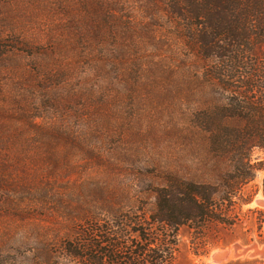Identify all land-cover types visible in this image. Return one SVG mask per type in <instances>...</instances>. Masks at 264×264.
Masks as SVG:
<instances>
[{"label":"rangeland","instance_id":"374dc122","mask_svg":"<svg viewBox=\"0 0 264 264\" xmlns=\"http://www.w3.org/2000/svg\"><path fill=\"white\" fill-rule=\"evenodd\" d=\"M86 10L87 0H0V264H57L54 252L89 212L106 219L105 202L132 216L152 203L149 171L191 163L182 121L170 113L187 103L185 93L165 72L150 77L147 65L129 91L127 73L136 56L149 61L151 46L136 55L130 45L119 72L107 77L110 88L87 91L94 74L71 45L91 40ZM130 14L135 33L156 22L143 38H179L164 9L156 21L136 7ZM109 38L106 45L127 42L121 34ZM171 47L156 52L162 70L180 64L181 42ZM263 199L258 193L243 205L233 229L200 234L181 226L170 264H264V223L258 230L255 214L245 215L264 209Z\"/></svg>","mask_w":264,"mask_h":264},{"label":"trees","instance_id":"16d2710c","mask_svg":"<svg viewBox=\"0 0 264 264\" xmlns=\"http://www.w3.org/2000/svg\"><path fill=\"white\" fill-rule=\"evenodd\" d=\"M135 7L154 21L164 9L179 38H143L151 37L156 22L144 23L135 33L130 14ZM86 12L91 40L71 45L94 74L87 91L110 88L107 77L119 72L118 61L130 45L136 55L151 46L149 61L136 56L127 73L129 91L147 65L150 77L165 72L168 84L185 93L187 103L170 113L182 121L181 137L192 160L180 168L149 171L150 206L131 216L119 204L115 208L104 202L99 209L106 219L89 212L83 228L52 254L57 264H170L181 226L200 234L211 226L233 229L242 206L258 193L264 198V0H87ZM120 34L126 43L105 44L104 38ZM178 41L180 64L162 70L156 52L169 53ZM192 102L194 108L187 109L184 104ZM254 214L260 230L264 209L245 211L251 219Z\"/></svg>","mask_w":264,"mask_h":264},{"label":"water","instance_id":"95a60500","mask_svg":"<svg viewBox=\"0 0 264 264\" xmlns=\"http://www.w3.org/2000/svg\"><path fill=\"white\" fill-rule=\"evenodd\" d=\"M260 203L264 205V199Z\"/></svg>","mask_w":264,"mask_h":264}]
</instances>
